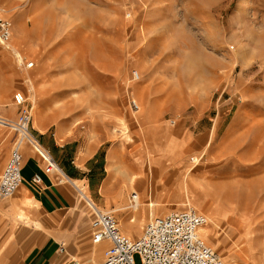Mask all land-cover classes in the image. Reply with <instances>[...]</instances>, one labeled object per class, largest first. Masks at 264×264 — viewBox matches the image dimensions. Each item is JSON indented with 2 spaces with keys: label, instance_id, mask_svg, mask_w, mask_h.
<instances>
[{
  "label": "rangeland",
  "instance_id": "1",
  "mask_svg": "<svg viewBox=\"0 0 264 264\" xmlns=\"http://www.w3.org/2000/svg\"><path fill=\"white\" fill-rule=\"evenodd\" d=\"M0 3L12 22L10 49L0 46V93L15 84L7 101L16 107L23 92L33 126L63 125L96 152L102 195L89 196L124 234L130 216L140 223L136 238L150 217L194 207L213 232L200 235L224 261L264 264V248L243 249L246 238H264V0ZM3 129L8 156L14 132ZM132 135V155L169 158L163 171L152 169L151 186L135 185L137 210L128 208L134 188H118L116 204L102 192L109 151L125 150Z\"/></svg>",
  "mask_w": 264,
  "mask_h": 264
},
{
  "label": "crops",
  "instance_id": "2",
  "mask_svg": "<svg viewBox=\"0 0 264 264\" xmlns=\"http://www.w3.org/2000/svg\"><path fill=\"white\" fill-rule=\"evenodd\" d=\"M0 55L3 53L0 52ZM10 85L2 84L0 93V117L5 119L16 118L19 112L18 106L14 107L7 101L11 99ZM3 127L0 125V145L8 137ZM31 130L68 179L59 182L56 172L45 173L41 157L29 145L22 146L21 184L9 198L0 199V264H70L72 260L81 264H97L102 259L103 248H107L108 244L92 243V212L85 203L92 201L95 204L89 194L102 195V170L97 167L96 152L87 154L85 143L79 144L76 139L65 135L67 131L63 125L35 127L31 123ZM133 138L132 135L131 145L125 142V150L117 146L108 153V177L102 187V192L110 199L106 203L122 201V191L120 193L118 188L133 189L135 185H143L147 181L151 186L149 177L152 169L160 172L167 168L168 157L157 156L150 162L145 153L132 155ZM170 138L174 139L173 133L167 139ZM7 144L0 152V172L8 159ZM35 174L40 175V183L32 181ZM135 174L137 178L132 182L129 179ZM80 184L86 188H78ZM133 191L137 192L135 188ZM151 203L154 205L150 201L148 206ZM123 209L125 207H112L109 210L116 212ZM130 217L128 220L131 221ZM128 220H125L123 227L129 234L125 235L131 237L141 227L139 221L135 222L134 228Z\"/></svg>",
  "mask_w": 264,
  "mask_h": 264
},
{
  "label": "built area",
  "instance_id": "3",
  "mask_svg": "<svg viewBox=\"0 0 264 264\" xmlns=\"http://www.w3.org/2000/svg\"><path fill=\"white\" fill-rule=\"evenodd\" d=\"M11 34L12 22L5 15L0 3L1 47L10 49ZM17 55L19 64L25 68L32 67V61L24 62L23 58ZM133 78L136 80L139 78L138 71H133ZM25 100L22 92L15 93L14 103L19 107L17 117L13 120L0 117V125L11 129L15 134L8 159L0 172V199L9 198L21 184L23 161L21 149L24 144L29 145L41 157L45 173L56 172L59 182L68 179L50 152L40 145L33 135L31 108L25 104ZM129 106L133 110L139 109L134 99L129 101ZM32 181L40 183V175L35 174ZM138 202L139 195L133 191L128 200V208L135 209ZM87 206L92 212L90 223L92 243L108 244L100 264H228L200 235L199 231L208 223V217L194 207L172 210L163 215L150 217L144 224L141 234L133 238L121 231L111 211L101 210L92 201H87ZM135 254L139 256V263L134 261ZM70 264L80 263L72 260Z\"/></svg>",
  "mask_w": 264,
  "mask_h": 264
},
{
  "label": "bare ground",
  "instance_id": "4",
  "mask_svg": "<svg viewBox=\"0 0 264 264\" xmlns=\"http://www.w3.org/2000/svg\"><path fill=\"white\" fill-rule=\"evenodd\" d=\"M17 51V50H16ZM139 78H140V76H139ZM138 78V79H139ZM135 84H132L131 86H134ZM137 85V84H136ZM135 85V86H136ZM128 140H129V137H128ZM256 155V154H255ZM131 166V165H130ZM137 166V165H136ZM112 168H110L109 170H111ZM127 178V177H126ZM136 178H137V175L135 174V175H133V176H131V178L129 179V180H131L132 182H134L135 180H136ZM128 181V180H127ZM241 181V180H240ZM237 182V181H236ZM235 183V181H231V182H229L228 184L230 185V184H234ZM213 185V184H212ZM226 187H225V190L227 189V191L225 192V194L227 195L228 194V192H233L232 191V188H230V187H227V185L226 184H224ZM214 186V185H213ZM217 186H218V184H217ZM221 188V187H220ZM208 191H211V190H209L208 189ZM138 208V205H137V207L135 208V209H137ZM131 218V221L130 220H128V223L129 224H133V226L132 227H134L135 225V221H136V218L135 217H133V216H131L130 217ZM240 220V219H239ZM126 224H127V222H126ZM135 228V227H134ZM200 231H201V233H203L204 235H205V237H207L208 238V236L210 237L211 235H210V233H212L213 234V232H212V230H210V229H208V224H206L205 226H203L201 229H200ZM262 237H263V235H262ZM262 237H259V238H257V240L255 241V242H252L251 240H249V239H245V243H244V247H243V249L244 248H246L245 250H250V252H251V250H252V247H253V244H257V247L258 248H264V238H262ZM252 256L253 257H251L252 259H257V256H259V254L258 253H255V252H252ZM259 258V257H258Z\"/></svg>",
  "mask_w": 264,
  "mask_h": 264
}]
</instances>
